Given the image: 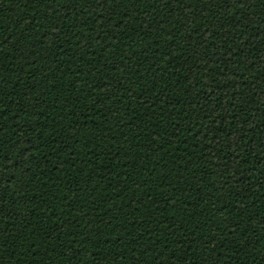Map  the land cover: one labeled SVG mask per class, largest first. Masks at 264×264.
I'll use <instances>...</instances> for the list:
<instances>
[{
  "label": "trees",
  "instance_id": "obj_1",
  "mask_svg": "<svg viewBox=\"0 0 264 264\" xmlns=\"http://www.w3.org/2000/svg\"><path fill=\"white\" fill-rule=\"evenodd\" d=\"M261 61L264 0H0V264H264Z\"/></svg>",
  "mask_w": 264,
  "mask_h": 264
},
{
  "label": "snow or ice",
  "instance_id": "obj_2",
  "mask_svg": "<svg viewBox=\"0 0 264 264\" xmlns=\"http://www.w3.org/2000/svg\"><path fill=\"white\" fill-rule=\"evenodd\" d=\"M99 4H100V7H105V5L109 2V0H98ZM225 3H227L228 6H232L233 3L235 4H244V3H247V4H251L252 3V0H224ZM236 15H240V12L237 11ZM204 43L206 44L207 41H204ZM90 46V45H89ZM203 55V53H201V56ZM262 63H264V61H261ZM196 87H199V85H196ZM107 99H111V95H109L107 97ZM99 101H94V104L93 106H95L96 103H98ZM89 111H92V109L90 108ZM254 119V118H253ZM236 143H239L240 142V137H237ZM217 231H219V229H217ZM219 237L217 236H211L208 240L209 243H214V241L216 239H218ZM228 243H232L234 246H235V242L233 240H229ZM221 244H223V241H221ZM0 247H6V245H0ZM34 247V245L30 246L29 248V251H31V249ZM207 250V249H205ZM14 255V254H13ZM165 264H167V262H165Z\"/></svg>",
  "mask_w": 264,
  "mask_h": 264
}]
</instances>
